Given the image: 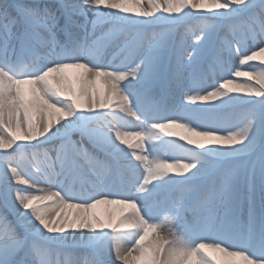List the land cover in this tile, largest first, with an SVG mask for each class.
Instances as JSON below:
<instances>
[{
	"label": "snow or ice",
	"instance_id": "obj_1",
	"mask_svg": "<svg viewBox=\"0 0 264 264\" xmlns=\"http://www.w3.org/2000/svg\"><path fill=\"white\" fill-rule=\"evenodd\" d=\"M0 202V264H264V0H0Z\"/></svg>",
	"mask_w": 264,
	"mask_h": 264
},
{
	"label": "bare ground",
	"instance_id": "obj_2",
	"mask_svg": "<svg viewBox=\"0 0 264 264\" xmlns=\"http://www.w3.org/2000/svg\"><path fill=\"white\" fill-rule=\"evenodd\" d=\"M232 64L234 65H239V61L238 59H233L232 61ZM250 64H258V61H253V62H249ZM245 70H247V66H245ZM43 186V185H41ZM104 206H101V210L103 209ZM0 211H4L8 216H9V219H14V215L7 209L4 208L2 202H0ZM74 211V210H73Z\"/></svg>",
	"mask_w": 264,
	"mask_h": 264
},
{
	"label": "rangeland",
	"instance_id": "obj_3",
	"mask_svg": "<svg viewBox=\"0 0 264 264\" xmlns=\"http://www.w3.org/2000/svg\"><path fill=\"white\" fill-rule=\"evenodd\" d=\"M8 2H12V0H8ZM240 79H241V80H244V79H246V78H240ZM182 99H183V93L178 91V92L175 94L174 101H175V102H182Z\"/></svg>",
	"mask_w": 264,
	"mask_h": 264
}]
</instances>
